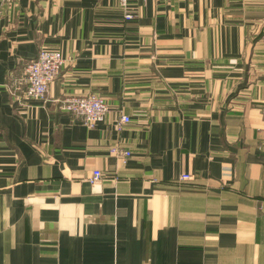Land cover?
Wrapping results in <instances>:
<instances>
[{
  "label": "crops",
  "instance_id": "1",
  "mask_svg": "<svg viewBox=\"0 0 264 264\" xmlns=\"http://www.w3.org/2000/svg\"><path fill=\"white\" fill-rule=\"evenodd\" d=\"M127 11L0 5V264H264V0ZM40 48L60 75L17 102L9 72ZM88 94L108 106L93 128L59 109Z\"/></svg>",
  "mask_w": 264,
  "mask_h": 264
},
{
  "label": "built area",
  "instance_id": "2",
  "mask_svg": "<svg viewBox=\"0 0 264 264\" xmlns=\"http://www.w3.org/2000/svg\"><path fill=\"white\" fill-rule=\"evenodd\" d=\"M130 1L132 0H117L123 10L125 20L132 18L131 13L127 11ZM15 2L16 0H0V5L8 8L13 7ZM63 64L64 60L58 51L40 48L36 57L27 61L19 73L9 72L7 88L12 96L16 92L21 94L17 102L31 99L44 102L47 100L49 84L59 77ZM59 109L82 125L93 128L104 120L108 106L98 94L69 95L60 100ZM128 122L129 117L120 114L116 124L117 128L120 129ZM111 153L116 155L122 163H125L131 155L128 150L120 147L112 148ZM100 178L99 171H93L88 180L90 183H95ZM181 179L188 180L189 176L182 175Z\"/></svg>",
  "mask_w": 264,
  "mask_h": 264
}]
</instances>
